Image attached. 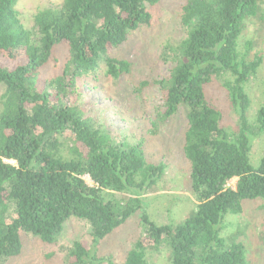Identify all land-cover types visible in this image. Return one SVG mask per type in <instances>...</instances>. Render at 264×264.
Listing matches in <instances>:
<instances>
[{"label":"trees","instance_id":"trees-1","mask_svg":"<svg viewBox=\"0 0 264 264\" xmlns=\"http://www.w3.org/2000/svg\"><path fill=\"white\" fill-rule=\"evenodd\" d=\"M17 1L0 0V263L21 254L23 235L56 243L75 216L89 222L93 244L75 241L68 263L101 264L97 244L142 211L145 234L123 264H149L148 248L165 240L171 264H248L245 245L221 231L244 200L264 198V157L257 166L251 160L252 140L264 132V105L250 122L244 88L262 59H240L237 50L244 20L261 0H187L185 38L163 46L162 59L173 66L154 82L163 97L157 121L185 111L184 149L198 199L183 221L164 224L151 219L140 194L166 165L148 162L142 143L117 140L89 117L78 83L101 70L112 78L130 70L129 60L110 52L151 22L148 6L159 0H63L39 10L32 27L22 22ZM61 45L68 49L64 72L44 78L41 69ZM226 74L234 77L225 86L240 116L232 131L206 91ZM233 178L235 188L228 186ZM119 193L130 196L119 199Z\"/></svg>","mask_w":264,"mask_h":264},{"label":"rangeland","instance_id":"rangeland-1","mask_svg":"<svg viewBox=\"0 0 264 264\" xmlns=\"http://www.w3.org/2000/svg\"><path fill=\"white\" fill-rule=\"evenodd\" d=\"M62 1L18 0L16 8L24 25L32 27L39 10L58 6ZM186 1L159 0L149 5L151 22L131 31L123 44L111 50V57L131 62L128 72L112 78L101 70L78 82L81 101L89 117L106 127L117 140L142 143L148 162L166 165L157 183L140 194L144 208L158 224L183 221L196 210L198 203L191 187V163L184 149L188 128L185 111L165 123L157 121L163 97L160 87L154 84L156 80L168 77L173 66L162 59L163 46L165 43L177 44L186 36L181 22L182 6ZM237 50L240 59H262L257 72L244 86L250 101L247 115L253 122L264 105V0L259 2L257 13L244 20ZM67 54L66 46L56 47L50 61L41 69L42 76L61 75ZM233 78L230 74L214 78L206 88L208 101L221 111L223 125L230 131L238 127L240 120L225 86L226 79ZM144 82L148 85H143ZM3 92L1 86L0 97ZM263 157L264 132L252 140V163L257 166ZM85 179L89 184L93 183L90 177ZM236 182L237 178H233L228 186L235 188ZM117 196L125 199L130 195L119 193ZM242 205L241 212H230L225 216L221 235L227 241L245 245L248 264H264V198L247 199ZM141 213H134L125 224L97 244L101 264L124 263L127 252L145 234ZM90 230L88 221L72 216L65 222L56 243L49 244L37 236L23 235L21 254L0 264H69L67 248L75 241L92 246ZM147 258L149 264H171L169 243L165 240L158 247L148 248Z\"/></svg>","mask_w":264,"mask_h":264}]
</instances>
